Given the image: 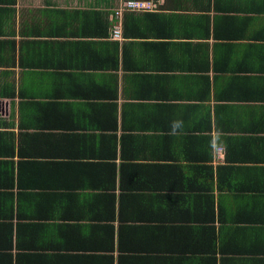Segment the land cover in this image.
Instances as JSON below:
<instances>
[{"label":"crops","instance_id":"obj_1","mask_svg":"<svg viewBox=\"0 0 264 264\" xmlns=\"http://www.w3.org/2000/svg\"><path fill=\"white\" fill-rule=\"evenodd\" d=\"M127 1L0 0V264H264V0Z\"/></svg>","mask_w":264,"mask_h":264},{"label":"built area","instance_id":"obj_2","mask_svg":"<svg viewBox=\"0 0 264 264\" xmlns=\"http://www.w3.org/2000/svg\"><path fill=\"white\" fill-rule=\"evenodd\" d=\"M147 2H142V1H137V0H129L124 3L123 8L119 9L117 12V15L120 16L122 11L125 10H137V9H143L148 7ZM120 29H115L114 30V36L115 37H120Z\"/></svg>","mask_w":264,"mask_h":264},{"label":"clouds","instance_id":"obj_3","mask_svg":"<svg viewBox=\"0 0 264 264\" xmlns=\"http://www.w3.org/2000/svg\"><path fill=\"white\" fill-rule=\"evenodd\" d=\"M179 126H180V125H179V122H177V123L174 124V128H175V127H179Z\"/></svg>","mask_w":264,"mask_h":264},{"label":"trees","instance_id":"obj_4","mask_svg":"<svg viewBox=\"0 0 264 264\" xmlns=\"http://www.w3.org/2000/svg\"><path fill=\"white\" fill-rule=\"evenodd\" d=\"M11 264H13V263H11Z\"/></svg>","mask_w":264,"mask_h":264}]
</instances>
